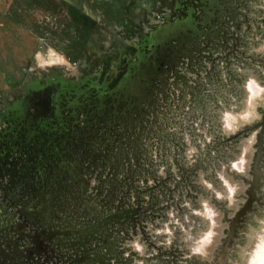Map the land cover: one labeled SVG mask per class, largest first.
I'll return each instance as SVG.
<instances>
[{"label":"rangeland","instance_id":"374dc122","mask_svg":"<svg viewBox=\"0 0 264 264\" xmlns=\"http://www.w3.org/2000/svg\"><path fill=\"white\" fill-rule=\"evenodd\" d=\"M203 32H212L207 44L221 42V48L193 44ZM52 82L65 89L71 108L56 98L60 114L41 128L50 142L37 145L53 152L43 164L58 166L29 178H50L53 187L62 181V195L61 188L74 187L88 171L87 196L93 193L96 208L105 211L113 209L111 190L130 165L135 176L151 169L170 177V189L180 179L143 231L131 240L119 236L135 264H170L175 253L178 264L258 262L264 252V0H0V109ZM28 127L16 134L28 137ZM127 154L135 156L119 162ZM184 167L193 169L182 180ZM255 173V201L232 227ZM74 189L82 193L85 186ZM62 198L53 199L55 209L87 202L80 194Z\"/></svg>","mask_w":264,"mask_h":264},{"label":"flooded vegetation","instance_id":"af4514ba","mask_svg":"<svg viewBox=\"0 0 264 264\" xmlns=\"http://www.w3.org/2000/svg\"><path fill=\"white\" fill-rule=\"evenodd\" d=\"M206 33H197L196 38L192 40L193 44L206 51H211V48L217 50L218 46L221 48V42H216L217 47L207 44L205 38L210 40L212 32ZM207 59L210 60L209 56ZM50 86L56 92L53 98L52 116L49 118L31 115L30 106L25 100L26 93L6 112L0 109V264H135V255L128 253L129 249L121 247L123 241L121 238L118 240L119 236L123 234L125 240H131L137 230L143 231L144 223H147L151 216L153 217L155 213L158 216L164 211L165 207L161 205V208L159 204L171 197L177 185L181 184V180L174 181V186L170 189L169 183L168 186L166 183L170 177L159 178L155 173H151V169L141 176L138 174L135 176L136 173L133 174L134 170L130 165V172L125 171L128 173L126 178L119 182L116 180L111 190L113 199L109 203H115L113 209L109 206L105 211V205L101 209L96 208L93 193L87 196V182L91 178L88 171H81L79 174L84 176L81 179L76 178V185L74 184L75 188L77 185L85 186L82 193L74 187L65 186L61 188L65 189L61 195L57 186H64L62 181L61 184L53 187L52 182H48L50 178H29L30 172L36 174V169H43V166L50 169L52 166V163L35 162V144L37 136H46L44 141L50 142L51 135L41 128L57 120L60 105L56 104V98L61 95L67 101V108H71L68 105L65 89L61 88L60 83L52 82L33 88L27 91V94ZM95 107L97 115H100L101 110L97 109L98 105L95 104ZM21 126H30L26 129L27 133L25 132L28 137L21 138L16 134L20 132ZM45 149L46 158H50L52 153L47 151V147ZM128 155L119 162L129 163V160L131 161L135 156L131 154L128 158ZM137 165L138 161L135 162V166ZM181 169L182 180L188 179L193 168ZM23 173H26L25 177H22ZM26 177L30 181L21 182V179ZM149 179L151 184L148 183ZM138 181H141L142 185H139ZM37 191L39 193H35ZM117 191L120 192L119 197L115 196ZM78 194L86 199L85 208L63 211L59 210L60 207L54 208L53 199L61 200L62 197L68 199ZM37 201L40 204L35 205ZM44 202H49L51 205L43 209ZM69 204L71 207L76 206V204L72 206V202ZM54 218L65 219L66 223L67 218L72 220L69 225H64L56 223ZM175 255L176 258L178 254ZM172 256L174 255L171 254ZM175 258H168L170 264L181 262L176 261ZM143 262L141 260L139 264Z\"/></svg>","mask_w":264,"mask_h":264},{"label":"water","instance_id":"95a60500","mask_svg":"<svg viewBox=\"0 0 264 264\" xmlns=\"http://www.w3.org/2000/svg\"><path fill=\"white\" fill-rule=\"evenodd\" d=\"M55 89L50 87H46L43 90L38 92H29L25 95V100L28 102L31 110V115H40L44 118H49L52 116L53 109V98L55 95ZM258 174H254V181L251 183L250 191L248 194V199L246 203L242 206L239 213H237L236 218L232 223V227L235 223H239L245 213L250 210L252 203L255 201L253 190L258 188Z\"/></svg>","mask_w":264,"mask_h":264},{"label":"trees","instance_id":"16d2710c","mask_svg":"<svg viewBox=\"0 0 264 264\" xmlns=\"http://www.w3.org/2000/svg\"><path fill=\"white\" fill-rule=\"evenodd\" d=\"M143 107V106H142ZM71 129L72 130H68L67 132H66V134H69V133H73V131H75V127H74V125L73 126H71ZM45 138H46V136H44L43 138L42 137H40V138H37V140H36V159H35V162H37V163H42L43 164V162H42V160L45 158V159H47L46 158V156H45V151H46V149H45V147H43V145H37V142H38V140L40 141V142H45L44 140H45ZM33 146V145H32ZM47 151H48V147H47ZM48 152H50V151H48ZM51 156H53V152L51 151ZM39 160H40V162H39ZM58 166V164H55V163H52V166H51V168H54V167H57ZM49 167H44L43 166V169H36V174H38L39 172L41 173L42 171H46V170H49L48 169ZM25 175H26V173H23V175H22V177H25ZM40 206V205H39Z\"/></svg>","mask_w":264,"mask_h":264},{"label":"bare ground","instance_id":"6f19581e","mask_svg":"<svg viewBox=\"0 0 264 264\" xmlns=\"http://www.w3.org/2000/svg\"><path fill=\"white\" fill-rule=\"evenodd\" d=\"M254 264H264V252L259 255L258 262Z\"/></svg>","mask_w":264,"mask_h":264}]
</instances>
